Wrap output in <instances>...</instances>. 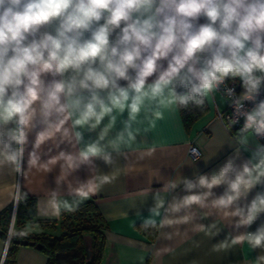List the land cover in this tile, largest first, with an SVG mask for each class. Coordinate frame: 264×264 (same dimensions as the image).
<instances>
[{"label":"clouds","instance_id":"9594fccd","mask_svg":"<svg viewBox=\"0 0 264 264\" xmlns=\"http://www.w3.org/2000/svg\"><path fill=\"white\" fill-rule=\"evenodd\" d=\"M237 80L239 94L228 84ZM262 90L264 0H0V177L12 188L0 210L13 207L5 247L27 234L17 230L16 217L33 170L43 173L47 197L37 200L36 215L75 212L126 174L133 154L137 162L155 155V143L140 149L148 142L137 138L164 110L203 108L222 92L233 109L228 126L244 121L229 144L234 157L210 175L183 176V165L169 178L157 170L140 190L143 198L152 194L153 204L147 217L137 212L139 227L166 241L188 237V226L209 240L230 227L235 234L211 250L227 253L247 242L256 252L248 264H264V224L240 231L264 214V191L248 200L264 185V144L249 147L264 137ZM85 133L95 137L86 140ZM242 149L250 158L237 165ZM192 154L198 161L196 149ZM154 178L162 187L151 188ZM180 185L188 194L172 195ZM219 186L224 191L217 195ZM165 251L175 248L167 244Z\"/></svg>","mask_w":264,"mask_h":264},{"label":"crops","instance_id":"0c3cea01","mask_svg":"<svg viewBox=\"0 0 264 264\" xmlns=\"http://www.w3.org/2000/svg\"><path fill=\"white\" fill-rule=\"evenodd\" d=\"M204 22L205 18H201L199 21V23ZM110 39H114V37ZM226 106L227 102L223 94L221 92L213 93L209 102L206 103L205 112L191 122L188 127L184 125L179 109L164 110L163 119L156 121L155 126L146 133L142 132L143 137L138 136L137 138L138 140L144 138L148 142L139 145L140 149L155 143L157 146L155 155L137 162L136 154H133L130 157L133 166L125 170L126 174L121 175L114 184L105 186L101 192L88 198L95 201L104 224L105 244L99 264H248L255 258L256 252L251 250L247 242L237 245L227 253L211 250L212 244L222 240L227 233L235 234V231L230 227H225L218 237L209 240L203 233L192 232L191 226H188V237H176L173 241L164 240L157 231L145 233L139 227L142 222L141 217L149 215V209L153 204L152 194L143 198L140 195V190L149 187L151 177L156 174L157 170L160 169L161 175L169 178L175 176L173 168L178 169L183 165L181 169L183 176L192 178L194 171L210 175L218 171L229 158L234 157L236 146L229 144L232 143L236 134L232 133L218 116V113L224 111ZM123 118H126V113ZM139 126L143 129L146 122ZM89 136L94 138L95 133H85L86 140ZM34 138L35 133L33 132L29 135L30 145ZM256 143H260L257 137L250 141L249 147L254 148ZM190 144L197 146L201 152L198 161L191 159L188 155ZM249 158L250 151L242 149L239 157L235 158V163L239 165ZM206 160L208 161L205 162ZM97 163L107 171L102 162L98 161ZM78 175L83 179L86 177V172L82 170ZM53 176L54 174L48 175V186H55L52 182ZM160 187H162V183L157 182L154 178L151 188L155 190ZM26 190L30 192L29 196L35 199L36 218L60 220L61 215L60 217L36 215L37 200L47 198L43 173L35 170L29 173ZM213 191L220 195L224 191V186H219ZM259 191H264V185L254 188L249 194L248 200L250 201ZM11 192L9 178L0 177V205H4L9 200ZM186 194L188 193L183 190V185H180L172 193V195L181 197ZM133 203L134 207H132ZM7 207H11V204H8ZM7 207H3L0 213ZM137 212L141 217L137 215ZM211 220L212 218H209L200 222L208 224ZM261 224H264V214H261L249 228H242L240 231L254 232ZM4 227V224L0 222V231ZM32 230L52 236H57L61 232L58 223L52 227L35 225ZM193 240L200 242L198 248L192 246ZM4 241L5 239L0 237V264H48L47 256L28 243H19L13 261L5 262L7 248ZM167 244H171L175 248L173 253L165 251Z\"/></svg>","mask_w":264,"mask_h":264},{"label":"trees","instance_id":"16d2710c","mask_svg":"<svg viewBox=\"0 0 264 264\" xmlns=\"http://www.w3.org/2000/svg\"><path fill=\"white\" fill-rule=\"evenodd\" d=\"M206 105L198 108L189 105L187 108H179L183 123L188 127L191 122L203 114ZM237 134L236 129H230ZM12 213L11 207L5 208L0 213V222L4 229L0 231V237L7 239L8 226ZM60 225L61 232L52 236L44 232L33 231L35 225L39 227H52ZM17 230L23 229L26 235L13 238L11 246L7 247L5 262L13 261L16 248L21 240L34 245L47 256L48 264H99L103 255L105 244L104 224L95 201L88 199L82 202L75 212H62L60 220L38 219L35 216V199L28 195L25 203L17 210ZM90 255L87 259L86 251Z\"/></svg>","mask_w":264,"mask_h":264},{"label":"built area","instance_id":"2783aa9c","mask_svg":"<svg viewBox=\"0 0 264 264\" xmlns=\"http://www.w3.org/2000/svg\"><path fill=\"white\" fill-rule=\"evenodd\" d=\"M228 84H229L230 87H233L235 89L237 94H239L242 91V88H241L240 83H239L238 80L235 83H232L231 81H229ZM260 99H264V90L261 91V93H260V95L258 97V100H260ZM252 106L253 105H252L251 102H245V107L246 108H251ZM232 112H233V109L227 104L226 109L224 111L219 112L218 116L220 118L221 114L223 115V120L222 121H223V123L226 125V127L229 130L230 129L239 130L242 127L243 123H244L242 118L240 119L239 123H237L236 125L233 126V128H230L228 126V124H229L228 118L231 116ZM257 139L260 141V144H264V137H257ZM192 149H196L197 152L199 153V156H200L201 152H200L199 148L197 146H195L194 144H190L189 145L188 155H189V157L191 159L195 160L194 157H193V154H192Z\"/></svg>","mask_w":264,"mask_h":264},{"label":"water","instance_id":"95a60500","mask_svg":"<svg viewBox=\"0 0 264 264\" xmlns=\"http://www.w3.org/2000/svg\"><path fill=\"white\" fill-rule=\"evenodd\" d=\"M20 243L26 244L27 241L26 240H21ZM89 255H90V251H89V249H87V251H86V257H87V259L89 258Z\"/></svg>","mask_w":264,"mask_h":264}]
</instances>
